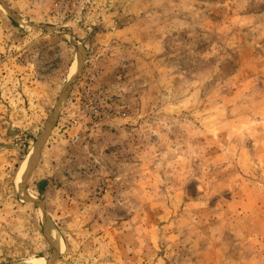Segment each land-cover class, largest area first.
<instances>
[{
	"label": "rangeland",
	"instance_id": "1",
	"mask_svg": "<svg viewBox=\"0 0 264 264\" xmlns=\"http://www.w3.org/2000/svg\"><path fill=\"white\" fill-rule=\"evenodd\" d=\"M32 259L264 264V0H0V264Z\"/></svg>",
	"mask_w": 264,
	"mask_h": 264
},
{
	"label": "bare ground",
	"instance_id": "2",
	"mask_svg": "<svg viewBox=\"0 0 264 264\" xmlns=\"http://www.w3.org/2000/svg\"><path fill=\"white\" fill-rule=\"evenodd\" d=\"M80 57L82 58V54H79ZM82 60V59H81ZM77 62L75 64L74 67H72V74L71 76H75L76 74V69H77ZM79 68V67H78ZM72 77V78H73ZM71 78V77H70ZM40 142L38 141L33 149H31V152L29 153L28 158L26 160V162H24L23 166L20 169V174L18 176V178L15 180V184L18 188V190H20V185H21V180L23 175L28 174V172L31 171L33 165L35 164V160L37 158V149H38V144ZM40 146V145H39ZM39 151V150H38ZM47 223V222H46ZM45 231L47 236L49 237L48 239H50L51 243L53 244V252H52V256L53 258L60 256L62 249H63V243L61 242L60 238L58 237V235L56 234V231H54L49 225H45ZM50 260V259H49ZM52 261V260H51ZM49 263V262H48ZM25 264H47V262H45V260L42 259H32L27 261Z\"/></svg>",
	"mask_w": 264,
	"mask_h": 264
},
{
	"label": "trees",
	"instance_id": "3",
	"mask_svg": "<svg viewBox=\"0 0 264 264\" xmlns=\"http://www.w3.org/2000/svg\"><path fill=\"white\" fill-rule=\"evenodd\" d=\"M33 139V138H32ZM28 154V144H27V142L24 144V150H23V152H22V154H21V157H20V161L19 162H22L24 159H25V157H26V155ZM45 185V183L43 182V183H40V184H38L37 185V192L38 193H41V191H42V188H43V186Z\"/></svg>",
	"mask_w": 264,
	"mask_h": 264
},
{
	"label": "water",
	"instance_id": "4",
	"mask_svg": "<svg viewBox=\"0 0 264 264\" xmlns=\"http://www.w3.org/2000/svg\"><path fill=\"white\" fill-rule=\"evenodd\" d=\"M78 64H79V60H77V65H78ZM29 173H30V172H28V174H26V175H25V174L23 175L22 180H21V187H22L23 182H24V181L26 180V178L28 177Z\"/></svg>",
	"mask_w": 264,
	"mask_h": 264
}]
</instances>
